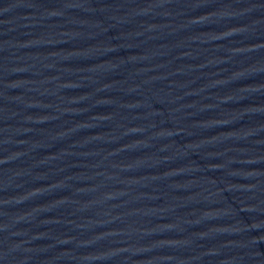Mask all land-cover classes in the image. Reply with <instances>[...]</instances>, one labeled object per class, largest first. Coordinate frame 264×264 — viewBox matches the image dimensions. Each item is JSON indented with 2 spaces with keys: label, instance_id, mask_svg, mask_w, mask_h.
I'll return each mask as SVG.
<instances>
[{
  "label": "water",
  "instance_id": "water-1",
  "mask_svg": "<svg viewBox=\"0 0 264 264\" xmlns=\"http://www.w3.org/2000/svg\"><path fill=\"white\" fill-rule=\"evenodd\" d=\"M0 202L42 264H264V0H0Z\"/></svg>",
  "mask_w": 264,
  "mask_h": 264
}]
</instances>
